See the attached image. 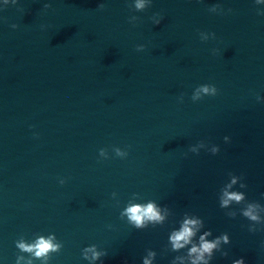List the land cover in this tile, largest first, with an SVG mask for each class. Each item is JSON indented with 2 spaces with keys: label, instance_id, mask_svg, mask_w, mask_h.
<instances>
[{
  "label": "clouds",
  "instance_id": "obj_1",
  "mask_svg": "<svg viewBox=\"0 0 264 264\" xmlns=\"http://www.w3.org/2000/svg\"><path fill=\"white\" fill-rule=\"evenodd\" d=\"M7 2V0H5ZM15 2V0H14ZM256 3L259 2V0H255ZM219 5H214L209 11L214 10L216 7ZM45 7H50V5H45ZM100 9L104 8L103 4L98 5ZM136 9H143L144 3L143 0H137L135 4ZM259 14H264V13H259ZM155 23L158 25L160 23V20H155ZM13 28H16L17 25L13 24ZM215 36V34L213 33ZM144 50V45H138L137 46V51H143ZM217 88L214 85L210 84H204L200 85L194 95L191 97L193 101H197L201 99L200 93H204L205 95L209 96H215L217 94ZM182 99V97H181ZM225 140L228 138L225 137ZM218 149H214V152H217ZM118 155L120 154L119 150H117ZM233 183H235V178H233ZM241 187H246V184H241ZM244 199V194L242 193H237V192H227L225 191L224 193V199H222L220 207L225 208L228 206V204L231 201H236L237 203H240ZM257 207H260L258 203L255 204H249L247 208L242 210V216L245 217L247 220L257 222L259 225H264V222H261L260 217L255 214V209ZM126 213L129 217V220L135 223V226L139 228H143L144 221L149 220V221H160L163 219V217L160 216L159 211L157 210L156 206L153 203H148L147 205H131L126 209ZM231 218H235V214H227ZM200 224V221L196 219H185L182 227L180 228L179 231H175L172 233L170 236V240L172 242V247L174 250H179L185 245H188L191 243V238L195 235L194 228ZM248 230L250 232H256L258 230L257 227H251L248 226ZM211 230L206 231L204 235H202L200 239V243L197 246L196 244H192L191 248L189 249V257L192 258L191 264H209V261L213 259L214 256V250H219V245L221 241L224 244H229L230 243V237L227 233H222L221 235L217 236L215 240L209 241L206 240L205 237L211 235ZM21 250L27 251L34 253L35 257L41 258V257H46L48 252L51 251H56L60 246L53 244V238H44L40 237L34 244H25L23 242H20L17 245ZM91 250V249H89ZM222 256H227L228 252L227 251H220ZM100 254L96 253L93 251V259L98 258ZM154 255V253H153ZM87 258V257H85ZM23 259V257L17 258V264H19V260ZM144 264H150V261L145 260ZM174 264V262H173ZM232 264H245V260L243 257L240 259H235L232 261Z\"/></svg>",
  "mask_w": 264,
  "mask_h": 264
}]
</instances>
